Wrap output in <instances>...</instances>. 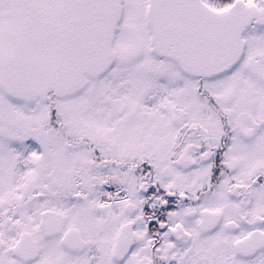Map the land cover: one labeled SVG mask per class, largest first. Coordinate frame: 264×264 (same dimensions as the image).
<instances>
[{
    "label": "snow or ice",
    "instance_id": "6c2138e0",
    "mask_svg": "<svg viewBox=\"0 0 264 264\" xmlns=\"http://www.w3.org/2000/svg\"><path fill=\"white\" fill-rule=\"evenodd\" d=\"M0 264H264V0H0Z\"/></svg>",
    "mask_w": 264,
    "mask_h": 264
}]
</instances>
